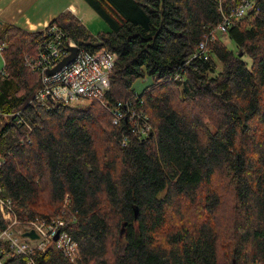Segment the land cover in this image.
I'll return each instance as SVG.
<instances>
[{
  "label": "trees",
  "instance_id": "obj_1",
  "mask_svg": "<svg viewBox=\"0 0 264 264\" xmlns=\"http://www.w3.org/2000/svg\"><path fill=\"white\" fill-rule=\"evenodd\" d=\"M85 1L108 30L94 35L71 11L50 24L117 52L107 105L35 102L41 78L26 57L42 32L0 24L6 196L22 217H63L76 264H264V0L216 32L209 59L193 55L242 0ZM127 100L149 115V136L114 123L109 106ZM34 255L74 264L53 246Z\"/></svg>",
  "mask_w": 264,
  "mask_h": 264
},
{
  "label": "built area",
  "instance_id": "obj_2",
  "mask_svg": "<svg viewBox=\"0 0 264 264\" xmlns=\"http://www.w3.org/2000/svg\"><path fill=\"white\" fill-rule=\"evenodd\" d=\"M254 5L255 0H242L241 4L233 8L229 14H224L223 22L200 42L193 56L209 59L212 55L209 42L215 39L216 32H226L235 17L244 16ZM41 32V42L36 56L26 57L29 67L37 71L41 78L40 87L33 100L47 108H51L55 102H64L71 107L85 106L95 101L107 105L105 97L111 89V73L118 60L117 52L106 47L80 46L57 24H49ZM70 47L78 48L73 60L54 74H48L49 70L70 54ZM3 49L4 46L0 45L2 56ZM0 73L4 74V70ZM175 78L183 79V75L177 73ZM134 103L132 100L120 101L109 106V111L115 124L127 123L132 134L145 138L152 132V123L149 115ZM1 114L4 113L0 112ZM13 115L31 129L20 112ZM123 141L126 144L127 136ZM67 201L68 199L65 203ZM0 212L5 222V227L0 229V264H7V259L12 255L25 256L27 264H37L34 254L37 251L45 252L50 246L74 264L81 258L79 243L67 230L66 220L63 217L20 216L14 201L6 196L5 189L1 185ZM31 230L38 235L34 239L23 235Z\"/></svg>",
  "mask_w": 264,
  "mask_h": 264
},
{
  "label": "crops",
  "instance_id": "obj_3",
  "mask_svg": "<svg viewBox=\"0 0 264 264\" xmlns=\"http://www.w3.org/2000/svg\"><path fill=\"white\" fill-rule=\"evenodd\" d=\"M85 3V0H0V24L38 31L47 27L61 13L71 11L86 26L90 12L86 6L89 4Z\"/></svg>",
  "mask_w": 264,
  "mask_h": 264
},
{
  "label": "rangeland",
  "instance_id": "obj_4",
  "mask_svg": "<svg viewBox=\"0 0 264 264\" xmlns=\"http://www.w3.org/2000/svg\"><path fill=\"white\" fill-rule=\"evenodd\" d=\"M87 4V3H85ZM88 6V10H89V20L86 24V26L88 27V29L91 31V33H93L94 35H97L99 32L101 31H106L109 29V26L107 25V23L102 19V17H100V15L94 10L92 9L89 5ZM225 40H227V44L229 47H234V43L227 39V37L225 36ZM248 62H251V59L249 57H246ZM221 65H219V70L221 69ZM4 68V58L2 56V54L0 53V72L3 70ZM148 83V81L146 79H139L135 82L134 87L136 88L137 92H141L144 88V86ZM172 223H175L176 221L174 219L171 220ZM82 259L79 258L77 263Z\"/></svg>",
  "mask_w": 264,
  "mask_h": 264
},
{
  "label": "water",
  "instance_id": "obj_5",
  "mask_svg": "<svg viewBox=\"0 0 264 264\" xmlns=\"http://www.w3.org/2000/svg\"><path fill=\"white\" fill-rule=\"evenodd\" d=\"M70 54L67 55L65 58H63V60H61V62H59V64L54 67L53 69L48 71V74H54L55 72L59 71L62 67H64L66 64H68L70 61L73 60V58L75 57V55L78 52V48L76 47H70ZM242 55V53L240 54V56ZM137 212V211H136ZM137 215V213H136ZM25 237H30V238H36L38 235L36 234V232L34 230L31 231H27L23 234ZM58 238V236H56V239ZM234 264H236V261L234 260Z\"/></svg>",
  "mask_w": 264,
  "mask_h": 264
}]
</instances>
